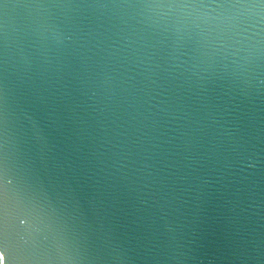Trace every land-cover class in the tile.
<instances>
[{
    "label": "water",
    "instance_id": "water-1",
    "mask_svg": "<svg viewBox=\"0 0 264 264\" xmlns=\"http://www.w3.org/2000/svg\"><path fill=\"white\" fill-rule=\"evenodd\" d=\"M136 3H0L7 264H68L42 242L49 202L68 198L87 234L79 264H264L258 0L225 43L219 9ZM177 21L206 46L163 30Z\"/></svg>",
    "mask_w": 264,
    "mask_h": 264
},
{
    "label": "snow or ice",
    "instance_id": "snow-or-ice-1",
    "mask_svg": "<svg viewBox=\"0 0 264 264\" xmlns=\"http://www.w3.org/2000/svg\"><path fill=\"white\" fill-rule=\"evenodd\" d=\"M2 2L3 0H0V3ZM258 4L261 7L260 18L264 21V0H258ZM135 6L150 11L167 10L169 13L180 12L179 10L183 9H193L194 11L189 13L199 20H201L200 9H219L218 15L211 17V19L229 26L228 30L218 34L221 43H225L234 39V35L230 34L233 28L240 26L246 20L244 10L254 5H250L249 0H137ZM189 23L191 21H177L176 24L169 23L167 26H163V30L173 33L179 43L185 45L195 44L199 48H204L206 45L199 35L194 36L189 30ZM150 26L162 27L158 24H150ZM0 141H2V137H0ZM7 162L8 155L5 151V144L0 142V175L3 174ZM8 183H11V181ZM6 195V189L0 184V211L3 209ZM46 196L47 193L41 198L42 201ZM57 196L63 201L68 197V190L65 189L63 193H57ZM46 213L49 215L50 220L48 231L42 237L46 250L51 255L67 261L68 264H79L82 254L86 251L88 240L78 214V202L68 198L67 202L63 203L62 208L53 207L52 203L49 202ZM19 219L21 224L26 223V218ZM0 264H7L3 250H0Z\"/></svg>",
    "mask_w": 264,
    "mask_h": 264
}]
</instances>
